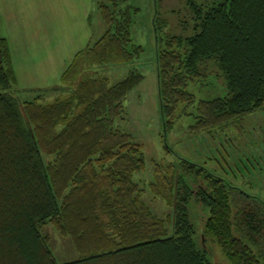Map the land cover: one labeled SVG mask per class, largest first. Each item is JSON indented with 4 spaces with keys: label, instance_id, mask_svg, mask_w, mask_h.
<instances>
[{
    "label": "trees",
    "instance_id": "16d2710c",
    "mask_svg": "<svg viewBox=\"0 0 264 264\" xmlns=\"http://www.w3.org/2000/svg\"><path fill=\"white\" fill-rule=\"evenodd\" d=\"M124 1H96L103 32L74 54L58 84L32 98L17 94L0 33V264H209L205 240L232 264H264V201L204 165L155 162L150 187L170 210L158 215L142 199L132 178L144 167L141 143L114 125L142 73L133 68L110 83L95 68L142 51L130 34L133 6ZM188 4L192 33L168 36L157 51L165 126L180 103L194 101L187 84L200 75L198 63L214 59L227 91L198 100L189 130L242 128L264 108V0ZM158 11L156 28L165 23ZM187 177L200 180L194 197L207 211L198 230L188 207L194 192L178 193ZM45 223L70 235L76 258L57 261Z\"/></svg>",
    "mask_w": 264,
    "mask_h": 264
},
{
    "label": "rangeland",
    "instance_id": "374dc122",
    "mask_svg": "<svg viewBox=\"0 0 264 264\" xmlns=\"http://www.w3.org/2000/svg\"><path fill=\"white\" fill-rule=\"evenodd\" d=\"M194 1L206 7L216 0ZM126 4L133 6L130 24L132 42L140 44L142 51L131 59H118L98 64L95 68L99 74L107 76L110 83L121 79L133 68L142 73L141 80L125 95L122 115L114 121L116 127L131 133L141 143L144 167L134 171L132 178L142 188V199L158 215L169 212L166 200L153 193L150 187L155 179L154 163L176 164L185 158L204 165L264 201V108L247 115V121L244 122L245 118L239 124L242 128L237 125L228 129L216 127L206 132H190L198 100L224 95L227 91L217 63L214 59H207L198 63L200 75L187 84L188 90L195 96L194 101L180 103L172 122L167 123L166 127L158 90L157 51L165 45L168 36L192 33L194 15L188 0H127L120 5ZM134 7L137 9L134 10ZM157 9L159 15L165 18V23L156 28L153 19ZM92 20L94 39L105 28L97 7ZM58 80L59 77L54 83ZM17 94L20 99H28L34 97L35 92L21 89ZM198 186L199 179L187 177L178 191L180 195L194 192L189 198L188 207L197 230L207 215L205 208L194 197ZM41 229L48 234L49 245L57 261L76 258L77 251L70 235L59 233L50 223H45ZM197 241L200 243L199 235ZM204 243L209 251V264H232L216 242L205 240Z\"/></svg>",
    "mask_w": 264,
    "mask_h": 264
},
{
    "label": "crops",
    "instance_id": "0c3cea01",
    "mask_svg": "<svg viewBox=\"0 0 264 264\" xmlns=\"http://www.w3.org/2000/svg\"><path fill=\"white\" fill-rule=\"evenodd\" d=\"M96 1L0 0V33L8 42L20 89L36 93L60 82L74 54L95 35Z\"/></svg>",
    "mask_w": 264,
    "mask_h": 264
}]
</instances>
